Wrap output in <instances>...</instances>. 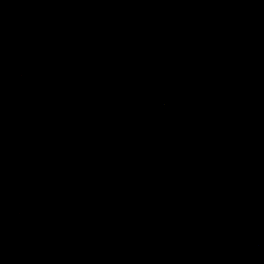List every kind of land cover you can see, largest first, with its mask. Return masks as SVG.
I'll return each instance as SVG.
<instances>
[{"label":"water","instance_id":"water-1","mask_svg":"<svg viewBox=\"0 0 264 264\" xmlns=\"http://www.w3.org/2000/svg\"><path fill=\"white\" fill-rule=\"evenodd\" d=\"M0 264H264V0H0Z\"/></svg>","mask_w":264,"mask_h":264}]
</instances>
